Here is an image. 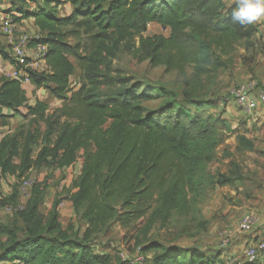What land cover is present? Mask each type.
Instances as JSON below:
<instances>
[{"label":"trees","instance_id":"1","mask_svg":"<svg viewBox=\"0 0 264 264\" xmlns=\"http://www.w3.org/2000/svg\"><path fill=\"white\" fill-rule=\"evenodd\" d=\"M9 1L21 8L35 2ZM41 1L43 5L36 3L30 12L17 10L21 15L15 20L32 17L41 34L31 45L47 46L45 70L29 71L30 84L37 89L44 87L64 103L49 114V106L43 101L27 104L18 80L0 77V114L4 109L24 106V116L46 125L44 131L21 125L0 139V179L11 176L17 180L9 195H0V207L16 203V185L32 170L72 166L79 153L80 170L65 190V198L85 228L80 234L72 223L62 226L58 200L52 202L45 216L40 215L44 197L39 184H33L25 207L18 213L23 227L0 224V236L5 237L0 244V262L131 264L129 258L108 251L109 246L98 250L99 236L113 223L128 227L147 218L145 234L153 222L165 221L172 213L187 216L193 197L202 193L199 178L217 144L215 126L219 120L212 114L193 113L166 97L147 109L144 104L153 93L140 90L129 77H111V60L125 49L138 62L182 72L189 65H204L210 48L229 56L246 40L244 50L250 53V41L258 26L255 22L246 26L234 22L230 13L235 5L224 0ZM63 2H69L73 11L59 17L55 9ZM75 17L84 19L92 30L82 46L79 41L71 45L66 40V27ZM151 23L168 28L169 35H144ZM0 56L13 64L1 42ZM70 57L81 70L79 88L73 92L70 77L75 66ZM102 85L120 89L103 99ZM193 105L200 109L199 103ZM235 179H240L237 171L222 174L217 183L230 184ZM139 251L148 264H227L231 258L222 263L217 254L156 241L142 244ZM237 262L255 264L256 260Z\"/></svg>","mask_w":264,"mask_h":264},{"label":"rangeland","instance_id":"2","mask_svg":"<svg viewBox=\"0 0 264 264\" xmlns=\"http://www.w3.org/2000/svg\"><path fill=\"white\" fill-rule=\"evenodd\" d=\"M228 1L224 0L225 3ZM36 3L43 5L41 0H35L28 7L21 8L19 5L12 6L9 0H2L0 1V18L8 15L15 21L18 31L24 32L30 38L38 37L40 35L36 32L37 26L32 17L25 18L29 20L22 24L15 20L21 15L20 9L30 12ZM72 11L73 7L70 3L63 2L55 9V15L65 17L69 16ZM258 27L257 33L250 41L252 45L250 53H246L244 50L247 44L246 40L239 42V45L229 56L222 55L216 49L210 48L206 52L204 65L200 67L189 65L182 72L166 71L162 66L152 67L146 61L138 62L125 49L119 50L111 60V77L116 75L129 77L140 90L153 93V97L144 104L147 109H153L166 97L167 100L175 102L181 107H187L193 113L199 111L202 116L212 114L219 121L215 126L217 144L212 151L211 160L205 164L206 169L199 178L202 183V193L193 197L191 212L187 216L172 213L165 221L157 220L153 222L145 234L143 232L146 230L147 218L139 219L128 227L113 223L105 233L99 236L98 250L109 246L108 251L111 253L119 257L121 255L131 257L142 244L145 245L148 241H156L161 245H174L183 250L199 248L204 253L217 254L218 259L224 263L228 257L236 260L241 259L243 249L251 244L252 239H255V242H264V233L262 232L264 224L256 227L257 214L261 215V211H259V202H255L258 198L255 195L256 190H262L264 186V134L263 136L256 134L258 129L251 134L245 127L242 128L239 123H235L234 119L228 121L223 115L225 106L229 104L230 109L234 110V117L239 122L242 123L243 117H247L235 103L230 95V90L250 78L258 79L256 75L264 72V63H262L264 57V23ZM66 31L68 33L67 43L73 45L79 41L81 46L92 33L89 25L81 17H75L72 24L66 27ZM144 35L168 36L169 29L162 28L157 23H151ZM0 42L9 52L5 39L1 35ZM133 42L136 44L137 39L135 38ZM69 60L75 66L74 73L70 77V88L73 92L79 88L81 70L73 57H70ZM242 61L243 63H241ZM10 64L9 60H4L0 56V77L12 71ZM22 88L26 92L27 104L33 105L36 100L43 101L49 106L47 111L49 114L64 103L44 87L37 89L31 84H23ZM119 89V86L116 85H102L100 97L103 99L111 97ZM194 102L199 103L200 109L193 105ZM26 113L27 108L24 106L17 110L4 109L1 114H4L6 118L3 120L0 114V126L4 125L5 128L0 129L5 130L6 125H9L7 126L8 130L6 129L7 132H3V136L7 133H13L21 125L31 129L38 126L41 131L46 129L43 121L39 120L36 124L31 121V117L24 116ZM63 120L61 119L59 122ZM3 136L0 135L1 138ZM36 150L37 148H35ZM80 162L82 160L78 153V159L75 163L77 169L81 166ZM74 168L73 165L71 169L56 171L53 167H41L30 172L28 177L33 180L34 185L39 184V190L44 197L39 206L40 215H46L54 200L63 203L62 206H57L59 211L65 209L64 203L67 194L65 190L76 177ZM45 169H52V171L49 172ZM233 171H237L240 176L239 180L235 179L230 184L217 183L222 174L229 175ZM27 178L20 180L16 185L19 193L12 209L8 208L10 205L0 207V224H14L18 228L23 227L18 213L25 207L30 197V190L26 195L20 192V186ZM16 182L17 180L11 176L1 178L0 195H9ZM18 206L20 208H17ZM245 211L253 213L257 217L251 232H243L238 229V220L242 212ZM262 220L264 221V217ZM68 223H72L74 231L77 233L84 224L79 221L75 214L74 218L67 221ZM4 239V236H0V244ZM136 239L139 240V243H136ZM147 261L145 258L143 264H148ZM255 264H264V252L259 253L256 257Z\"/></svg>","mask_w":264,"mask_h":264},{"label":"built area","instance_id":"3","mask_svg":"<svg viewBox=\"0 0 264 264\" xmlns=\"http://www.w3.org/2000/svg\"><path fill=\"white\" fill-rule=\"evenodd\" d=\"M0 35L4 37L10 50L9 56L13 60V64H10L12 71L8 72L5 76L18 80L21 85H30L28 72L32 70L38 72L45 70L44 56L47 46L41 43L31 45L40 36L30 38L24 32L18 31L15 21L8 15L0 18ZM230 95L241 111L247 116L251 115L258 106H264V89L256 78H250L248 81L232 87ZM32 184L33 180L28 177L22 182L20 192L27 195ZM62 205L63 203L59 202L58 207ZM8 208L12 209V205L8 206ZM17 208L20 207L18 206ZM256 221L257 217L253 213L242 212L237 223L238 229L243 232H251ZM250 242L251 244L247 245L242 251L243 257L241 259L247 262L255 261L259 253L264 251V242H255V239H252ZM121 256L123 259L129 258L131 264H143L144 261V256L139 251V248L136 249L131 257ZM237 261L234 258H229L227 264H237Z\"/></svg>","mask_w":264,"mask_h":264},{"label":"crops","instance_id":"4","mask_svg":"<svg viewBox=\"0 0 264 264\" xmlns=\"http://www.w3.org/2000/svg\"><path fill=\"white\" fill-rule=\"evenodd\" d=\"M230 3H232V0H229L228 1V4H230ZM30 19H32V18H30ZM29 19H22V20H20V24H22L23 22H25V21H28ZM262 23H264V17H262L260 20H258V21H256L255 22V24L258 26H260V24H262ZM258 29H259V27H258ZM36 32H38L39 33V35L41 34V31L37 28L36 29ZM262 63H264V57L262 58ZM10 67H11V65H10ZM256 76H258V81H259V83H260V85H261V87L264 89V72H261V73H259L258 75H256ZM230 105L228 104L227 106H225V108H224V117L226 118V120H232V119H234V122L235 123H239V125L243 128V127H245L246 129H247V131L249 132V133H254L253 131H257V129H258V132H256V134H258V135H260V136H263V134H264V106H262V105H260V106H258V108L251 114V115H249V116H247V117H243L244 118V120H243V122L241 123V122H239L238 121V119L236 118V117H234V110L233 109H230V107H229ZM222 115V116H223ZM238 116V115H237ZM223 117V118H224ZM9 124H7L6 125V129L8 130V128H7V126H8ZM0 128L1 129H4L5 128V126L4 125H1L0 126ZM0 129V130H1ZM6 129L5 130H1L0 131V135H2L3 136V132H7L6 131ZM1 138V137H0ZM76 163V162H75ZM75 163L73 164L74 165V172L76 173V175L79 173V170H80V166L78 167V169L76 168V166H75ZM79 164H81V162L79 163ZM72 165V166H73ZM72 166H69V167H66V168H63V169H61V170H64V169H71L72 168ZM45 170H47V171H49V172H51L52 171V169H45ZM57 170H59V169H56V171ZM264 187V186H263ZM262 187V190L260 189V190H256V193H255V195H257L258 196V198L255 200V202H259V211H261V215H258L257 214V216H258V221H257V224H256V227H259L261 224H264L263 222V220H262V217H264V188ZM50 190H52V189H50ZM64 206H65V209H63V210H61V211H59L58 210V220H59V222L62 224V226H66L67 225V221L69 220V219H72V218H74V210H73V207H72V204H71V202L69 201V200H66L65 201V203H64ZM64 206H63V208H64ZM260 216H262V217H260ZM72 222V221H71ZM262 227V226H261ZM84 228H85V224H83L82 225V228L79 230V233L81 234L82 232H83V230H84ZM260 232H261V230H260ZM262 232L264 233V230H262ZM246 242V241H245ZM245 247V246H244ZM0 264H10L9 262H0Z\"/></svg>","mask_w":264,"mask_h":264},{"label":"clouds","instance_id":"5","mask_svg":"<svg viewBox=\"0 0 264 264\" xmlns=\"http://www.w3.org/2000/svg\"><path fill=\"white\" fill-rule=\"evenodd\" d=\"M233 4L231 18L241 26L251 25L264 17V0H232Z\"/></svg>","mask_w":264,"mask_h":264}]
</instances>
